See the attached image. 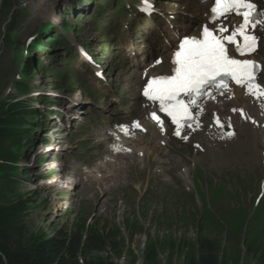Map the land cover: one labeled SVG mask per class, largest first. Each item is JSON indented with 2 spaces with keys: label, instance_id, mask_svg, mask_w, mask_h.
Returning a JSON list of instances; mask_svg holds the SVG:
<instances>
[{
  "label": "rangeland",
  "instance_id": "rangeland-1",
  "mask_svg": "<svg viewBox=\"0 0 264 264\" xmlns=\"http://www.w3.org/2000/svg\"><path fill=\"white\" fill-rule=\"evenodd\" d=\"M103 1L59 0L55 2L54 8H47L46 16L35 19L30 7L23 4L24 0H0V99L3 95L4 103L0 105V120L4 117V105L13 102L18 103V106L12 114L22 115L24 121V127H20L18 122L21 120L17 122L16 117L12 118L10 128L16 129L12 138L1 139L0 130V166L4 167L3 170L0 168V173L6 175L4 178L1 177L5 175H0V185L6 184V191L0 194L3 248L8 251L25 250L36 240L86 222L87 225L94 224L95 228L99 226L106 232L110 230V234L115 236L122 250V257L119 258L113 251L102 254L112 258L115 264H134L136 260L131 254L136 256V264H144L143 255L147 246L152 242L162 241L165 245L159 252L162 254L160 259L165 264L168 260V253L165 251L172 242L186 241L191 248H196L200 235L202 238L212 239L218 249L226 253L231 260L230 264H257L258 259L247 257L251 253L244 247L252 244V250L264 256V233L260 232L264 224V159L257 168L254 167L255 160H249L245 164L232 161L231 166L222 169L215 167L207 159L197 164L193 162L196 156L187 154L185 160H175L167 165L163 175L152 161L148 163L131 159L127 164L114 167L115 178L94 191L99 194L101 201L98 208L93 199L88 202L83 197L72 200L69 197L71 192L68 194L61 191L62 195L58 192L52 195L56 189L44 186L58 177L56 173L49 175L46 181L37 180L41 173L49 170V164H45L48 160L46 154L50 151L49 154L52 152L55 155L57 151L55 145L42 146L46 143H43V139H52L56 144L60 137V129L54 123L56 116L48 114L46 117L40 110L47 111L46 108L51 107H61L60 110H63V106H69L64 98L68 96L75 99L78 82L88 76L83 70H80L82 74L74 70L79 63L67 59L68 52L65 50L41 54H29L26 50L30 47L31 39L44 35L43 27L46 24L57 22L58 18L63 17L76 28L70 32H61L60 36L65 37V41L69 43L73 40L77 44V41L92 43L94 53L99 55L101 51L97 46H102V39L99 40L97 27L92 26H98L101 22L109 24V20L120 24V28L124 26L121 18L112 14L111 6ZM112 1L115 0H107L108 3ZM116 1L119 7H125V0ZM127 1L133 4V0ZM74 6L77 7L76 10L68 15L67 10ZM101 7L107 8L106 11L101 12ZM52 9L55 11L51 15ZM100 17H104L103 21ZM99 28L104 32L106 27L101 23ZM56 34L59 32L56 31ZM53 35L55 34L44 35L43 43H48L49 38L55 39L51 37ZM58 41L63 42L62 38ZM35 61H40V65H34ZM67 62L75 65L74 68L67 67ZM31 63V75H26L24 79L22 75L25 66ZM52 65L57 74L48 70ZM76 98L80 102L84 100L82 97ZM33 122L40 123L38 128L42 129L33 132L37 128L31 125ZM64 131L63 143L69 151V147L73 146L69 136L77 133L75 127L70 125ZM16 154L22 155L20 161ZM65 154L68 152L56 155L62 157ZM26 155L27 159H31L30 162L25 159ZM14 158H17L16 161H13ZM25 166L35 167L32 170H36L35 173L26 174ZM172 176L175 178L171 180ZM170 180L172 182L168 183ZM38 188L48 190L39 189L37 193L35 190ZM33 192L37 195L32 196ZM182 192L188 193L189 197L181 198L177 195ZM72 195L76 194L72 192ZM29 196L32 197L28 198ZM26 197V207L19 208L16 215H13V210L23 205V202L5 205ZM176 206H180V210H176ZM185 210H188V217L191 211V217L194 213L198 216L200 221L197 225L184 223L186 220L182 219L185 218ZM180 211L182 218L174 214ZM3 214L10 217L13 215L11 226L16 228V232L12 228V231L4 228ZM17 217L20 221H15ZM206 227L210 233L205 232ZM1 251L0 247V254ZM182 263L180 257L174 261V264Z\"/></svg>",
  "mask_w": 264,
  "mask_h": 264
},
{
  "label": "snow or ice",
  "instance_id": "snow-or-ice-1",
  "mask_svg": "<svg viewBox=\"0 0 264 264\" xmlns=\"http://www.w3.org/2000/svg\"><path fill=\"white\" fill-rule=\"evenodd\" d=\"M144 10L150 14L155 9L145 4ZM231 13L242 17V22L233 25L230 34L224 35L228 29L222 25L209 26L216 25L217 20L227 18ZM258 26L264 27V13L252 0H215L210 8L209 23L202 27L201 38L185 36L179 41L171 59L174 65L172 74L147 79L143 95L152 102H158L159 111L171 118L176 125L175 135H181L185 121L196 119L191 109L193 106L200 108L198 99L201 95H211L206 92L209 86L227 89L230 79L237 85L245 86L249 95L257 99L264 97V86L257 83L261 65L252 59H238L230 55L227 46L234 45L240 57L251 56L257 49L258 40L252 30ZM155 63L160 64L161 61L158 59ZM184 96L189 98L188 101L182 98ZM151 117L163 126L155 111ZM216 123H220L219 118H216ZM135 126L140 127L139 123ZM183 138L187 139L186 136Z\"/></svg>",
  "mask_w": 264,
  "mask_h": 264
},
{
  "label": "trees",
  "instance_id": "trees-1",
  "mask_svg": "<svg viewBox=\"0 0 264 264\" xmlns=\"http://www.w3.org/2000/svg\"><path fill=\"white\" fill-rule=\"evenodd\" d=\"M32 65L28 64L25 66L23 76L27 77L26 75H31ZM1 104H4L2 95L0 99ZM17 106L18 103L12 104L9 102L3 107L5 111L4 117L0 120V123H2L0 125L1 139L4 137H14L10 125L13 122L12 118L18 115L12 114V111ZM6 107L9 108L6 109ZM15 156L20 157V154H16ZM16 159L14 158L13 161H16ZM0 168L1 170L4 169L3 166H0ZM0 174L5 175L4 173ZM22 206L26 207L25 203L15 208L13 215H16L18 209ZM13 215L10 217L7 214H3L5 218L4 228H7L6 230L9 231L13 229L16 232V228L11 226ZM95 226L94 224L87 225L86 222L82 225L76 224L67 231H57L52 236L36 240L25 250L8 251L1 244L3 224L0 218V247L3 250L1 251L2 255H0V264H115L112 258L104 257L102 254H108V251H113L121 258L123 253L120 245L117 244L115 236L110 234V230L106 232L99 226L98 228H95ZM164 245V241L150 243L143 255L144 264H163L160 259L162 254H160L159 250ZM247 249L252 254L248 255L250 259L251 257L258 258L257 252H254L251 247H247ZM165 252L168 253V260L165 264H174L175 259L178 257L183 260L182 264L231 263L226 253H222L215 242L202 237L199 238L196 248H191L186 241L179 240L178 242H172L169 249ZM131 255L138 262L136 256ZM136 261L134 264L137 263ZM257 264H264V258H260Z\"/></svg>",
  "mask_w": 264,
  "mask_h": 264
},
{
  "label": "bare ground",
  "instance_id": "bare-ground-1",
  "mask_svg": "<svg viewBox=\"0 0 264 264\" xmlns=\"http://www.w3.org/2000/svg\"><path fill=\"white\" fill-rule=\"evenodd\" d=\"M57 1H59V0H24V2H23V4H25L26 5V7L27 6H29L30 7V9L32 10V13H33V17L35 18V19H37V18H42V17H44V16H46V10H47V8H50V7H52V8H54L55 6V2H57ZM54 9H52L51 10V15L54 13ZM48 17V16H47ZM58 21L60 22V20L58 19ZM153 32H151V35H153L152 34ZM169 49V48H168ZM228 108H229V110L231 109V108H236V107H239V106H243V107H245L246 109H248L249 111H251L252 109L251 108H248V105L242 100V99H240L239 97L238 98H236L235 100H232V101H229V103L226 105ZM214 110H215V114L216 115H218V116H220V115H222L219 111L221 110V108H219L218 110L216 109V108H214ZM227 111V113H229V111L228 110H226ZM33 112V111H32ZM23 116L22 115H19V116H17L16 117V121L17 120H21L20 121V123L18 122V124L20 125V127H24L23 125H24V123H23V118H22ZM11 124V123H10ZM36 124V123H35ZM12 126V125H11ZM14 126V125H13ZM12 131H13V133L15 132V130L16 129H11ZM152 137H154L155 139H157L158 138V136H157V133L154 131V130H152V129H149V134L146 136V137H142L141 139L143 140L142 141V143L140 144V146H135V149L139 152V153H142V154H145V155H152V149L148 146L149 144H150V140L152 139ZM264 138H262V140H263ZM262 140H260V137H259V135H254V140H253V142H252V145H251V147H250V151H252L253 153H254V155H255V157H254V160H259L260 159V157L262 156V152L260 151V149H259V144H262ZM203 143H204V141H202ZM143 145V146H142ZM208 148H210L208 145H206ZM25 159L28 161V162H30L31 161V159L29 158V159H27V155L25 156ZM157 159H159V160H162V159H164L165 160V158H163V156H158L157 157ZM166 160H167V158H166ZM203 160V157H201V160L200 159H197V161H198V163H200L201 161ZM39 160H37V162H38ZM212 161H213V164H214V166L215 167H217V168H219V167H222V166H224L223 165V163L225 162V159H221V158H216V157H213V159H212ZM25 172H31V169H30V167L29 166H27L25 169ZM47 175V177H45V178H48V175L49 174H46ZM63 177H61V179H62ZM27 180V179H26ZM62 184V183H61ZM55 185H57V186H60V183H59V181H58V179H56V182H55V184L53 185V187L55 186ZM69 185H71V190H72V192H75V193H77L78 191H76V188L78 187V185L77 184H74V185H72V184H69ZM45 188H49V185H46L45 186ZM37 191H40L39 189L37 190ZM38 193V192H37ZM37 193H33V195L32 196H34V195H37ZM83 195V194H82ZM32 196H29L28 198H30V197H32ZM85 196V195H84ZM103 197H104V194H103ZM74 198H76V197H74ZM90 199V198H89ZM88 199V200H89ZM94 201H96V204H97V208H98V206H99V203L101 202L100 200H99V194H97V193H95L94 194V196H93V198H92ZM87 200V201H88ZM23 204V203H22ZM48 204V203H47ZM19 210V209H18ZM27 213V212H26ZM12 216V215H11ZM13 219V218H12ZM23 219V218H22ZM24 219H26V218H24ZM15 221H20V219L17 217V219H15ZM33 225V224H32ZM21 228V227H20ZM31 229V228H30ZM29 230V229H28ZM252 244H249L247 247H250Z\"/></svg>",
  "mask_w": 264,
  "mask_h": 264
}]
</instances>
